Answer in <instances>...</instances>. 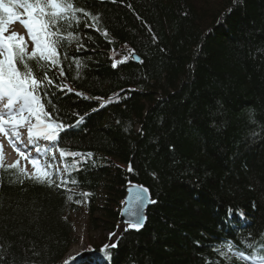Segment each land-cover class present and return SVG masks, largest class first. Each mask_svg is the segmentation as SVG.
I'll return each mask as SVG.
<instances>
[{
    "label": "trees",
    "instance_id": "trees-1",
    "mask_svg": "<svg viewBox=\"0 0 264 264\" xmlns=\"http://www.w3.org/2000/svg\"><path fill=\"white\" fill-rule=\"evenodd\" d=\"M76 3L99 14L100 30L85 27L93 21L79 14L73 30L86 48L77 52L74 42L66 50L84 63L74 79L75 65L64 62L57 83L74 92L53 99L68 123L77 118L70 113H89L61 134L60 146L92 157L73 172L78 183L67 185L71 192L29 179L20 183L13 175L18 169L0 171V264H60L74 240L68 214L83 208L87 231H111L129 181L147 187L157 203L148 207L140 231L122 233L112 264H225L215 249L229 241L245 255L259 252L264 0ZM130 50L139 61L130 57L114 69L113 60ZM50 75L58 77V70ZM85 192L91 195H80ZM236 211L250 220L238 231ZM232 264L246 263L233 258Z\"/></svg>",
    "mask_w": 264,
    "mask_h": 264
},
{
    "label": "snow or ice",
    "instance_id": "snow-or-ice-1",
    "mask_svg": "<svg viewBox=\"0 0 264 264\" xmlns=\"http://www.w3.org/2000/svg\"><path fill=\"white\" fill-rule=\"evenodd\" d=\"M86 2V0H82ZM17 9H22L18 12ZM93 21L85 23V27H96L99 22V14L93 15L84 7L77 6L76 0H0V135L7 138L9 144L19 157L25 159L32 166V173L18 168L19 161L5 166L3 164L2 145H0V171L16 170L14 179L20 183L24 179L54 188H66L69 184H77L73 172H80L81 165L86 164L92 157V153L73 152L61 147L62 133L78 128L89 113L79 115L70 113L77 118L72 123L66 122L61 117V107L54 101L57 94L73 93L74 90L62 81L57 83L59 77L65 76L64 62L71 61L68 67L75 65L78 78L83 61L75 55H70L66 48L77 43V52L86 48L78 29L81 16ZM19 22L27 31L31 41V51H28V43L24 36L16 31H9L7 25ZM105 38L108 33L103 32ZM109 43L112 41L109 40ZM63 50V51H62ZM139 59L134 56L132 50L129 56L121 60H113L115 69L119 64L126 63L129 58ZM53 69L58 70V77L50 75ZM75 95L84 99H101L100 97H87L83 92H75ZM118 95V94H117ZM109 97L105 103H111ZM101 104V107H104ZM51 109V110H49ZM98 109H92L97 111ZM68 115V114H65ZM23 130V131H22ZM26 132V137L24 136ZM41 141L46 142L43 145ZM59 153V162L56 153ZM68 157L72 160L69 162ZM80 159H77V158ZM61 164L62 167L57 165ZM127 171L131 173L133 168L129 165ZM71 192L72 189H67ZM127 198L122 203L126 207L121 209V216L127 219L122 223L126 225L124 231L135 229L139 231L146 220L143 212L149 204L157 203L151 198L150 190L143 186L131 183L127 188ZM83 197L91 193H81ZM69 201L73 200L68 195ZM80 203V200L75 201ZM231 213V209L228 210ZM119 227V225L117 226ZM117 237L116 232L108 234V240L113 241ZM251 246V245H250ZM118 248V238L115 242L105 243L98 251L104 259L112 264L113 251ZM89 252L95 253L91 246ZM225 264H232V259L252 261V264H264V245L259 252L245 255L243 250L236 248L234 242H222L220 248L215 249ZM77 253L70 257L64 264H76Z\"/></svg>",
    "mask_w": 264,
    "mask_h": 264
},
{
    "label": "rangeland",
    "instance_id": "rangeland-1",
    "mask_svg": "<svg viewBox=\"0 0 264 264\" xmlns=\"http://www.w3.org/2000/svg\"><path fill=\"white\" fill-rule=\"evenodd\" d=\"M9 29L11 32L16 31L20 35L26 36V30L23 29L19 22L10 25ZM0 108H2V105H0ZM24 136L26 137V132H24ZM0 144L2 145L3 163L10 164L19 161L20 167L24 168L28 174L32 173L33 169L31 164L22 157H19L12 148L11 144H9L7 138L2 135H0ZM80 211L81 212L79 213L77 212L68 214L69 218L73 222L74 240L70 243L68 252L65 255L67 260L70 257L76 256L77 250L82 248L83 244H90L88 243L89 241L100 244L104 240V236L106 234V231L102 227L87 231L85 213L82 210ZM78 260L79 259L77 257L76 264H78Z\"/></svg>",
    "mask_w": 264,
    "mask_h": 264
},
{
    "label": "water",
    "instance_id": "water-1",
    "mask_svg": "<svg viewBox=\"0 0 264 264\" xmlns=\"http://www.w3.org/2000/svg\"><path fill=\"white\" fill-rule=\"evenodd\" d=\"M134 56H136L135 54H134ZM137 57V56H136ZM135 60V62H138L139 61V59H134ZM133 184H137V185H141V184H138V183H133ZM129 187V185L125 188V195H124V198H123V201H125L126 200V198H127V195H128V193H127V188ZM122 201V202H123ZM152 204H149V205H147V207L144 209V212H143V214H144V216L146 217V214H145V212H146V209L149 207V206H151ZM124 207H126V205L125 204H121V208H120V212H119V215H118V218H117V221H116V223H115V228H114V231L113 232H116L117 233V235L121 232V231H123L124 230V228L126 227V225H124L123 223H122V221L123 220H125V219H127V217L126 216H121V209L122 208H124ZM145 223V222H144ZM119 225V227H117ZM143 226H144V224H143ZM140 229H142V227L140 228ZM132 230H135V229H132ZM136 231V230H135ZM115 239H116V237H113V241H107L106 243H110V242H114L115 241Z\"/></svg>",
    "mask_w": 264,
    "mask_h": 264
},
{
    "label": "bare ground",
    "instance_id": "bare-ground-1",
    "mask_svg": "<svg viewBox=\"0 0 264 264\" xmlns=\"http://www.w3.org/2000/svg\"><path fill=\"white\" fill-rule=\"evenodd\" d=\"M146 220H147V216H146ZM146 220H145V223H146ZM222 220H223L222 218L217 219V221H222ZM145 223H144V225H145ZM244 228H246V226H242L241 230ZM239 237H244V236H243V234H240ZM113 251H115V250H113ZM113 257H115V256L113 255Z\"/></svg>",
    "mask_w": 264,
    "mask_h": 264
}]
</instances>
